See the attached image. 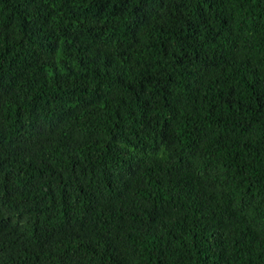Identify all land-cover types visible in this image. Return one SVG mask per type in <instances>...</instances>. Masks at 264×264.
Masks as SVG:
<instances>
[{
	"label": "trees",
	"instance_id": "16d2710c",
	"mask_svg": "<svg viewBox=\"0 0 264 264\" xmlns=\"http://www.w3.org/2000/svg\"><path fill=\"white\" fill-rule=\"evenodd\" d=\"M0 264H264V0H0Z\"/></svg>",
	"mask_w": 264,
	"mask_h": 264
}]
</instances>
